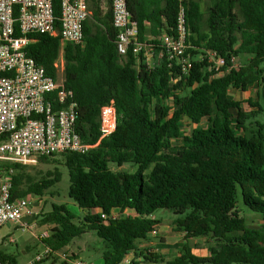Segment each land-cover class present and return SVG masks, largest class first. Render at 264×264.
Wrapping results in <instances>:
<instances>
[{
	"label": "trees",
	"instance_id": "16d2710c",
	"mask_svg": "<svg viewBox=\"0 0 264 264\" xmlns=\"http://www.w3.org/2000/svg\"><path fill=\"white\" fill-rule=\"evenodd\" d=\"M87 2L91 16L82 44L62 41V1L53 0L57 34H33L25 50L56 81L62 58L63 86L77 106L75 132L92 146L86 154H62L69 198L80 214L56 204L41 214L40 225L50 235L40 241L52 253L31 264H46L91 231L104 242L103 264H122L131 254V264L140 257L153 264H264V0H217L206 13L199 0H187L189 73L169 59L161 43L176 28L177 0L129 1L139 40L154 51L150 64L144 54H119L112 0ZM145 21L152 25L151 41L144 37ZM209 51L225 60L219 71L206 58ZM253 87L262 91L246 102L230 94ZM107 106L116 110L117 127L102 138ZM129 164L138 166L136 173L122 170ZM13 167V199L44 197L62 178L58 170L36 179L32 166ZM240 200L248 213L261 216L260 228L248 227ZM158 210L181 216L176 231L186 241L206 239L209 254L194 255L185 247L166 260L140 250L139 242L160 223L152 219ZM115 211L131 214L102 217ZM72 257L58 264H73L78 256ZM0 260L19 264L1 249Z\"/></svg>",
	"mask_w": 264,
	"mask_h": 264
},
{
	"label": "built area",
	"instance_id": "2783aa9c",
	"mask_svg": "<svg viewBox=\"0 0 264 264\" xmlns=\"http://www.w3.org/2000/svg\"><path fill=\"white\" fill-rule=\"evenodd\" d=\"M61 1L62 41L82 44L84 24L91 16L88 2ZM129 1L112 0L113 25L118 31L117 49L123 57L130 51L137 56L144 54L150 64L154 51L139 40L138 24L133 20ZM177 1L176 28L172 34H164L161 43L169 59L189 73L193 64L188 53L191 47L187 0ZM38 33L57 34L53 0H0V230L11 224L23 233L31 231L34 226L26 219L37 215L36 208L40 204L33 197L13 199L16 174L13 164L34 165L42 158L67 152L86 154L92 148L75 132L77 106L70 101L73 93L66 91L63 82L48 75L25 51L31 43L30 36ZM206 58L217 71L225 65V60L216 52H207ZM232 62L235 68L240 67L238 59L233 58ZM55 104H59L60 109L55 110ZM101 121L102 138L109 137L117 127L113 106L102 109ZM102 217L114 219L118 215L103 214ZM150 236L157 237L158 229L154 228ZM47 237V234L41 236ZM10 242L15 240L11 238ZM51 253L50 248L45 247L35 261L40 262ZM0 264L11 263L0 260ZM122 264H131V261L125 259Z\"/></svg>",
	"mask_w": 264,
	"mask_h": 264
},
{
	"label": "rangeland",
	"instance_id": "374dc122",
	"mask_svg": "<svg viewBox=\"0 0 264 264\" xmlns=\"http://www.w3.org/2000/svg\"><path fill=\"white\" fill-rule=\"evenodd\" d=\"M149 59L151 61L152 56L149 53ZM58 82L62 83L64 80L63 74V61L62 58L58 63ZM260 89H251L248 94L245 95V100H249L250 98L257 97L258 92H261ZM234 98H241L243 96L240 92L237 93L235 91L231 92ZM246 107H249L246 104ZM187 123V122H186ZM186 124L184 125V129L186 128ZM190 131L191 129L188 128ZM176 143V141H174ZM62 155H57L56 157L49 160L48 163H41L40 161L37 164L29 165L32 166L33 169L30 170L31 175L40 179L42 177H47L49 173H54L56 170L60 171L62 174L61 181L56 184L52 189L47 191L44 197H35V200H38L40 204L37 207V215L34 219L39 221L41 214L52 211V206L56 205H67L68 209L73 213L77 214L79 209L76 205H74L73 201L69 198V188H70V173L67 167L64 166V161L61 157ZM117 170V168H115ZM123 171L129 173H136L138 170V166L136 165H125L122 168ZM239 206L245 210V217L247 219L248 227L253 229H258L261 227L263 221L259 214H255L251 211L248 213V209L244 206L243 202L239 201ZM155 215L159 218L162 223L168 226H174V222H177L181 216L175 215L172 211L169 210H158ZM38 225V226H39ZM9 226V225H8ZM8 226L4 227L0 230V241L3 236L8 232ZM48 232L50 235L48 226L42 225L37 227L34 226L31 231H27L23 233L21 230L16 232H12V236L5 241L2 251L7 255H16L19 264H31L35 261L37 255L42 254L45 250V246H43L42 242L39 240V236L42 233ZM13 238L15 240L14 243L10 242V239ZM177 239V238H176ZM30 247V250L27 254L23 253L25 247ZM104 249V242L98 237L95 231L88 232L76 239L66 247L65 249L58 252L55 256L49 257V260L46 264H58L67 261L71 255H77L78 259L73 261V264L77 262L82 264H103L102 254ZM72 253V254H71ZM73 258V257H72Z\"/></svg>",
	"mask_w": 264,
	"mask_h": 264
},
{
	"label": "crops",
	"instance_id": "0c3cea01",
	"mask_svg": "<svg viewBox=\"0 0 264 264\" xmlns=\"http://www.w3.org/2000/svg\"><path fill=\"white\" fill-rule=\"evenodd\" d=\"M216 1L217 0H199L201 7L203 9V12L205 13L210 7H212L216 3ZM144 26H146V29H147V32L144 35L145 40L146 41L153 40L154 35L150 33V26H152L151 23L149 21H145ZM63 70H64V62H63ZM251 89H257V87H253ZM250 90L247 92H240L243 96H241V98H235V99L237 101L246 102L247 100H245V95L248 94ZM232 91L239 93V91H236V90H231V92ZM231 92L230 94L233 97ZM249 100H251V98ZM244 106L245 108H248L246 107V104ZM77 214L79 215L80 212H78ZM114 214H117L118 216H127L128 214H131V212L120 213L119 211H115ZM152 219L160 222L157 226L158 236L157 237L149 236L147 240L139 242L138 247L140 250H144V251L153 250L154 253L163 256L166 260H171V259H175L176 257H178L185 247H188L191 253L194 255L205 257L209 254L206 239L198 238V239H192V240L186 241L185 235L176 231V222H174V226H170V229H168V226L164 225L162 221L159 218H157L155 214L152 216ZM26 220L29 223H31L33 226H36V225L37 227L41 226L39 225V221L37 219L27 218ZM16 231H18V229L16 228L15 225L10 224L8 226V232L3 236L2 240L0 241V249L3 248L5 241H7V239L12 236L13 234L12 232H16ZM44 234L48 235V232L46 233L43 232L42 235L39 236V240L41 236H43ZM29 250H30V247L26 246L23 250V253L27 254ZM126 259L129 261H133L134 258H133V255L131 254ZM136 262L138 264H153V263L144 261L142 257H140V259H137Z\"/></svg>",
	"mask_w": 264,
	"mask_h": 264
}]
</instances>
